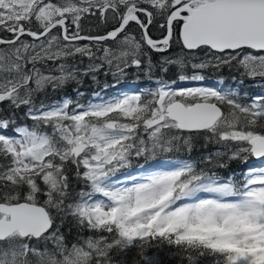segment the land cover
Here are the masks:
<instances>
[{"label": "snow or ice", "instance_id": "1", "mask_svg": "<svg viewBox=\"0 0 264 264\" xmlns=\"http://www.w3.org/2000/svg\"><path fill=\"white\" fill-rule=\"evenodd\" d=\"M153 248L264 264V0H0V264Z\"/></svg>", "mask_w": 264, "mask_h": 264}, {"label": "trees", "instance_id": "2", "mask_svg": "<svg viewBox=\"0 0 264 264\" xmlns=\"http://www.w3.org/2000/svg\"><path fill=\"white\" fill-rule=\"evenodd\" d=\"M210 75V79L207 81V83L212 84L213 81H215L217 79V75L216 74H209ZM225 75V79H228V75L227 73L224 74ZM101 83L100 85H96L94 83H92L90 80L86 81L85 84L83 85V91L85 92V96L83 98L80 97H74L75 99H80L82 103L87 102L88 100L93 98V93L94 92H98L101 90L103 83L105 82V80H107L108 83H112V78L111 77H103L101 76ZM230 82V81H229ZM125 88H127V86L124 85ZM130 88L132 89V86H130ZM117 88H109L107 90V93L105 94L106 96H111V95H115L114 93H117V90H114ZM246 90L248 91H258L259 90V85H253L251 83H249L246 87ZM55 98V97H54ZM144 161L143 160H133V165L131 169H128V171L133 172L134 175H138L142 172V169L138 168L141 164H143ZM249 163H253L257 166H259V161H249ZM234 168L237 169V175L240 174V171L243 170L246 165L243 164H234L233 165ZM140 169V170H139ZM150 252H158V253H162L163 255V259L165 261V264H180V260L178 258H173V255L171 252H166L163 250H159V249H150Z\"/></svg>", "mask_w": 264, "mask_h": 264}, {"label": "rangeland", "instance_id": "3", "mask_svg": "<svg viewBox=\"0 0 264 264\" xmlns=\"http://www.w3.org/2000/svg\"><path fill=\"white\" fill-rule=\"evenodd\" d=\"M208 84H209V83H208ZM124 85L127 86V88H125ZM210 85H211V84H210ZM130 86H131V80H129L128 82H125L124 84H122L121 87H120V85H119L117 88H118L119 92H128V91H131V90H132V89L130 88ZM115 94H116V93H115Z\"/></svg>", "mask_w": 264, "mask_h": 264}]
</instances>
